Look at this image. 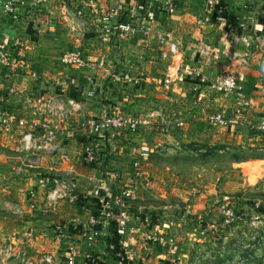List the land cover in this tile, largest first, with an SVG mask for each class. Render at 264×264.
<instances>
[{
  "label": "crops",
  "instance_id": "0c3cea01",
  "mask_svg": "<svg viewBox=\"0 0 264 264\" xmlns=\"http://www.w3.org/2000/svg\"><path fill=\"white\" fill-rule=\"evenodd\" d=\"M54 1L60 0H52ZM118 1L124 2L111 0L110 3L115 4ZM134 1L136 0L132 2ZM174 1L176 9L170 13L161 6V0H151L154 10L153 29L149 37L145 38L130 34L123 38L112 35L111 41H105L101 26L113 21L114 15L107 17L103 15L104 13L96 11L87 23L81 21L77 23L79 19L72 16H68L65 21L64 16L60 17L61 13L57 11V5L49 9L51 1L48 5L46 1L38 4L40 9L43 7L46 15L38 18L37 21H40L38 23L41 30L50 32L49 36L53 42L55 39H60L63 43H68L69 39H72L70 34L75 27H81L86 37L93 38L99 34L104 38L100 37L102 42H94V38L83 44L86 49L94 52L95 56H99L97 53L100 51H108L112 55L110 59H96L97 63L109 69L110 74L100 67L92 76L85 73L79 76L84 87L89 77L91 81L97 83L96 96H87L86 89L81 92L83 96L91 97L92 100L88 106H85L87 112L96 113L107 108L114 112L147 114L157 109L167 118L172 117L173 113L177 115V119L183 124L178 125L174 122L168 133L161 134L159 132L162 131L161 128L156 126L153 131L146 133V138L151 141V152H162L159 155L160 162L173 160L174 163H180L185 156L186 158L196 156L195 153L186 150L190 149L188 147L193 141L207 140L202 146L213 143L211 141L215 138L217 126L209 122L207 116L221 109L226 103L211 85L218 82L220 75L227 70L236 71L239 85L250 95L252 105L241 123L218 126V128L222 130L224 137L233 129L238 133L237 136L246 135L248 138L251 136L254 140H258L259 138L254 137L249 128L260 115L264 101V66L260 58L264 50L258 49L256 45L251 47L234 45L232 31L233 26L238 22H245V29L251 32L264 30V0H225L221 9L217 10L207 7L204 0ZM2 21L0 17V29L3 26ZM161 34L179 41L180 54L163 55L165 45ZM235 50L240 54L247 53L248 63H241L231 58ZM54 66V62L46 63L48 70ZM84 72L89 74V70ZM65 73L56 76V73L50 70L48 75L50 79H46L45 86L41 85V88L45 87V89L40 92V85L28 76L14 75L6 79L2 78L0 84L1 88L25 87L28 94L33 95L32 97H36L39 93L64 95V93L69 94V90L64 86L55 87V84H71L72 78L68 72ZM55 78L59 83H56ZM18 101L22 103L21 98L10 96L1 104L12 112L13 121L0 126V229L10 226L9 219L14 214L17 220L15 228L21 235L25 234L26 230L32 229L25 237L26 242L30 241L34 246L33 250H40V241L50 239L52 244L54 243L55 228L71 232L86 219L85 209L90 205L87 199L83 201L81 197H93L96 182L106 180L114 187L119 186L116 180L122 173L109 170V166L115 165L113 159H117L116 166L117 163H121L122 158L115 154L122 151L128 157L129 152L139 154V147L143 142L140 136L133 138L132 135H127L131 141L123 140V134L119 133L115 134V139L111 135L107 140L101 141L102 136L90 137L89 140L85 139V133L80 131L77 136L71 138L62 135L53 147L55 151L49 149V146L35 145L30 152H22L18 148L21 135L25 128L31 127L34 120L33 111L27 113L26 110L16 107L19 105L16 104ZM24 114H28L27 118L31 119V123L28 120L25 124L21 123L26 118ZM153 121L159 123V119ZM262 136L263 141L264 135ZM95 140L99 146L96 149L100 159L97 161L98 166L83 165V149L88 143L94 144ZM62 154L68 155V158L62 159ZM133 157L134 155L130 158ZM154 175L150 177L156 180ZM60 176L76 183L77 197L61 200L55 206H47L44 204V194L48 191L46 186ZM173 185L174 188L170 186L168 191L179 187L176 182H173ZM29 192H34L36 195L35 209L28 207ZM6 201L8 205L3 206ZM45 229L47 232H44ZM95 250L100 251L101 248L96 247Z\"/></svg>",
  "mask_w": 264,
  "mask_h": 264
},
{
  "label": "rangeland",
  "instance_id": "374dc122",
  "mask_svg": "<svg viewBox=\"0 0 264 264\" xmlns=\"http://www.w3.org/2000/svg\"><path fill=\"white\" fill-rule=\"evenodd\" d=\"M50 1L49 9L51 10L52 6L57 5V11L61 13L60 17L64 16L65 21L68 16H72L79 19L76 21L77 23L80 21L87 23L90 21V18H93L92 16L96 11H100L101 14L104 13L103 15L107 17L109 15L116 16L119 13L118 19L120 21L125 20L128 13H130L131 2L133 0H129V4L127 2L122 4L119 1L112 4V2L110 3L111 0H60V3L46 0L45 3L48 5ZM20 7V12L25 11L26 15L29 13V10L34 8V5H31L30 0H25L20 4ZM44 14L46 15L42 7L37 12V18H42ZM8 16L13 17L12 22L8 20ZM0 17L4 21L1 24L4 27L10 28V32L1 30L0 45H3L9 51V57L13 60L11 66L3 68V71L0 70V83L2 78L6 79L14 75L21 77L28 76L36 81V84L40 85V92L45 89V87L42 89L41 85L45 86L46 79H50L48 76L50 75V70L56 73V76L68 72V75L72 78L69 85L59 83L58 79L55 78L56 83H59L55 84V87L62 88L64 86L65 89L69 90V94L64 93L62 95L55 93L46 95L45 93H39L36 94V97H32L33 95H29L28 90L22 87V89L17 88L18 90L11 95L12 97L21 98L22 103L19 101V103L15 102L19 104L16 107H20L24 111L26 110L27 113L30 110L33 111V122H36L38 127L34 131V136L37 137L34 139L35 145L40 147L49 146V149L52 148L53 150L56 141L61 139L62 135L56 134L55 141L49 143L46 137H48L52 126L57 125L60 129L63 128L65 131L70 132L71 138L75 135L77 136L80 131L84 133V123L94 118L95 115L114 113V111H109L107 108L99 110L96 113L87 112L85 106H88L92 100L91 97L83 96L81 92L83 89H86V95L92 96L89 93L91 91L96 92L97 83L87 80L88 83L84 87L79 76L84 75V73L91 76L96 72L89 71L88 74L84 72L89 70L85 67L61 62L64 53L76 47L80 49L85 60L110 59L112 57L111 52L100 51L101 53H97L99 56H95L94 52L86 49L83 45L94 38V42H99L102 36L98 34L93 38L86 37L81 27H75L70 34L72 39H69L68 43H63L60 39H55V42H53L49 36L50 32L41 30L38 23L40 21L34 20L36 24L32 27V29L36 28L39 30L37 33L32 31L29 25L26 27V32L23 33L19 29L22 24H17V20L13 15L0 14ZM103 28L104 25L101 26V29ZM104 40L111 41V38L107 37ZM49 61L54 62L55 66L48 70L46 63ZM0 67L2 66L0 65ZM32 73H35L36 76H33ZM7 87L1 88L0 84L2 91L7 90ZM71 98L75 99L80 108L72 107L70 110L72 113L67 117H63L59 106L67 107L68 99ZM92 98L94 99L95 97ZM48 104H51V107ZM6 110L11 112L8 108ZM115 113L143 116L147 121L151 120L152 122L146 123L137 134L125 133L122 135L123 140H129L127 135H132L131 137L133 138L140 136L143 143L139 147V154L129 152V157L125 156L127 154L124 151L115 154L122 158H120L121 163H117L116 166L117 159H113L112 162L115 165L113 167L109 166V170L122 173L116 180L119 186L114 187L108 181L102 180L104 184L103 188L107 186L110 190L117 191L131 185L136 186L137 191L135 193L137 196L132 201V213L140 216L143 215L145 221L147 218L151 219L152 226L146 227L149 232L157 235L162 231L164 236L167 238L171 237L173 241H168L165 244L155 243L151 245L152 252L150 255L141 250L138 244L128 247L127 250L118 248L112 252L109 251L108 244H112L116 240L114 228L108 225L103 231V240L96 244V246L99 245L98 247L101 250L95 252L107 259H113L117 256L121 258L127 257L133 252L132 264H139V260H143L145 264H264L263 136L258 140H254L251 136L249 138L246 135L239 134L237 136L236 134L238 133L232 129L224 137L222 130L218 128L221 125L212 123L217 126L214 133L215 138L211 141L213 142L212 144L202 146L204 142H207L204 139L193 141L188 147L190 149L186 150L195 153L196 156L188 158L185 156L183 162L180 163H174L172 162L173 160L160 162L161 158H159V155L162 152L152 153L151 141H148L146 138V133L153 131L154 126L161 128L159 123L153 121V119H159L158 115L160 112L155 109L147 114ZM27 115L24 114V118H26L23 124H25L26 120L31 123V119H28ZM45 124L49 125V127L47 128ZM28 131H30V128H25L21 137ZM159 132L161 134L164 133L162 131ZM115 134L117 133L104 132L101 141L107 140L109 137L111 138V135L115 139ZM116 136L118 138V135ZM85 139L91 140L88 137H85ZM142 147L149 148L148 153L144 154L145 150H142ZM34 148L20 149L19 151L30 152ZM202 149L204 150L202 151ZM153 154L154 156H152ZM132 155L134 157L130 158ZM82 156L83 165L98 166L97 162L94 165L87 164L84 160V153ZM61 158L67 159L68 155L62 154ZM98 160L100 159L96 154V161ZM150 172L155 174L156 180L150 177L152 175ZM60 180L62 181V179H58L57 181ZM173 182H176L179 187L168 191L170 186L174 188ZM70 183L73 184L75 182L70 181ZM55 185L56 181H51L46 187L49 191ZM150 187L154 189H151V191ZM77 189L76 185V191ZM34 194V192L27 194L28 207L31 209L37 208V199ZM59 202L51 204L50 207L57 205ZM158 203H163L160 204L163 206H160ZM6 204L8 205L7 201L3 203V206H6ZM35 204L36 207H33ZM164 204L168 206L165 207ZM152 217H154L153 220ZM9 221V227L4 226L0 229V239H3L0 240V249L4 248L7 243H14L19 248L24 249L30 257L55 252L57 255L59 249L63 251L65 243H59L55 239L56 233L61 230L60 228L53 230V244L50 239L42 240L39 243L41 245L40 250H33L34 246L30 244V241L26 242L25 238L32 229L26 230L25 234L21 235L18 229L15 228L17 220L14 214L10 216ZM44 232H47V229ZM47 241L49 242L47 243ZM129 250L131 251L130 253ZM62 258L58 257L59 264H62ZM0 264L21 263L14 255L5 256L0 251ZM35 264L47 263L37 261Z\"/></svg>",
  "mask_w": 264,
  "mask_h": 264
},
{
  "label": "built area",
  "instance_id": "2783aa9c",
  "mask_svg": "<svg viewBox=\"0 0 264 264\" xmlns=\"http://www.w3.org/2000/svg\"><path fill=\"white\" fill-rule=\"evenodd\" d=\"M25 0H0V14L2 15H13L17 20V24H22L21 29L23 33L26 32V27L34 26V20H37V12L40 11L38 4L46 0H30L31 5L34 8L29 10V13L20 12V4ZM129 0H125L122 4H125ZM207 7L210 9H221L225 0H204ZM161 6L167 12H174L176 9V3L174 0H161ZM153 6L151 0H136L131 2L130 13H128L127 18L123 21L118 20L119 13L114 16V20L106 23L102 30V34L107 39L112 35H116L119 38H123L130 35H136L140 37H149L150 31L153 29L152 19H153ZM117 13V12H115ZM24 17V18H23ZM5 32H10V28L2 26L1 30ZM35 33L39 30L36 28L32 29ZM27 32H29L27 30ZM162 41L165 45L162 53L164 56L167 55H177L180 54L179 41L172 39L170 36H163L161 34ZM232 43L236 46H246L251 47L256 45L260 50H264V30L259 31H249L245 29V22H238L233 26L232 31ZM247 53L240 54L237 50L232 53L234 60L241 63H248ZM261 62L264 66V53L260 57ZM13 60L9 57V51L6 50L3 45H0V70L3 68L11 66ZM65 64H75L81 67L89 69L91 72H95L98 68H104L101 63L97 61L85 60L81 54L78 47L70 50L62 56V61ZM104 71L109 69L104 68ZM36 76L35 73H32ZM92 76V75H91ZM36 78V77H34ZM87 80L91 81L89 77ZM211 87L215 88L222 96L225 106L221 109L210 113L207 116L209 122L218 124L221 126L226 125H237L243 121L246 117L249 109L252 105L251 97L246 93L239 85V76L236 71L227 70L220 75V80L213 83ZM18 89L14 86H9L7 90L2 91L0 89V126L4 124H9L13 121L12 113L7 111L5 107L1 104L6 102L7 98L15 93ZM90 95H94L95 92L91 91ZM260 115L257 119L250 124V131L256 138H261L264 135V101H262ZM67 107L62 105L59 106L61 114L63 117L69 116L72 107L80 108L79 104L75 99H68ZM51 104H48L50 106ZM51 107V106H50ZM172 117H165L159 113V124L161 125V130L164 133H168L174 122L178 125L183 124L181 120L177 119V115L173 113ZM21 123H24L21 121ZM146 123H151L147 121L143 116H131L121 113H110V114H98L94 118L90 119L84 123L83 132L86 137H99L103 136L104 132H116L119 134H137L138 131L146 125ZM47 128L49 125L45 124ZM35 126V127H34ZM37 123L33 122L30 131L26 132L20 139L19 149H30L35 146L34 131L37 130ZM56 134L71 136L70 132L65 131V129H60L57 125L52 126L49 130L48 137H46L49 143L55 141ZM91 139V138H90ZM94 141V140H93ZM98 147V142L94 144L88 143L84 150V160L87 164H95L96 152L95 148ZM94 149V150H93ZM145 153H148L149 148L142 147ZM62 179V181H57ZM56 185L47 192L44 198V204L50 206L57 201L64 199H74L77 197L76 184L70 183L64 178L58 177L56 180ZM102 180L96 182L94 185L95 190L93 191V197H81V199H87L90 205L86 207V219L81 222L78 226L72 229L71 232H66L61 229L56 233V238L59 243H65L63 251L59 249V253L51 254H39L35 257H30L27 255L24 249L19 248V246L14 243H7L4 248L0 249L5 256L14 255L21 264H35L37 261L47 264H57L59 260L58 257L62 258V264H132L133 252L129 250V255L126 257H119L113 259H107L97 254L95 248L97 243L103 240V231L110 225L114 228L115 242L108 244L109 251H114L118 248L122 250H127L128 247L134 245H139L140 249L145 251L150 255L152 252L151 245L155 243L165 244L172 242L171 237L164 236L162 231L159 234L154 235L149 232L146 227L152 226L151 219L143 215H138L132 213V201L136 198L137 187L131 185L125 187L121 190L112 191L109 187L105 186ZM36 207V204L35 206ZM137 215V216H135ZM154 217H152V220ZM148 231V232H147ZM100 239V241H98ZM118 242V243H117ZM126 260V261H125ZM161 260V259H160ZM139 264H145L143 260L138 261Z\"/></svg>",
  "mask_w": 264,
  "mask_h": 264
},
{
  "label": "trees",
  "instance_id": "16d2710c",
  "mask_svg": "<svg viewBox=\"0 0 264 264\" xmlns=\"http://www.w3.org/2000/svg\"><path fill=\"white\" fill-rule=\"evenodd\" d=\"M9 18H8V20L10 21V22H12L13 21V17L11 18L10 16H8ZM7 18V17H6ZM0 31H1V29H0ZM88 203V202H87ZM85 204V203H84Z\"/></svg>",
  "mask_w": 264,
  "mask_h": 264
}]
</instances>
